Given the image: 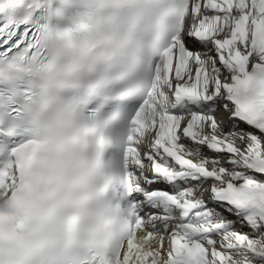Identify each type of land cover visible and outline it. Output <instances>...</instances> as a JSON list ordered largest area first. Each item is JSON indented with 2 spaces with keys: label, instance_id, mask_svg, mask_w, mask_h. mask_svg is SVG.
<instances>
[{
  "label": "bare ground",
  "instance_id": "6f19581e",
  "mask_svg": "<svg viewBox=\"0 0 264 264\" xmlns=\"http://www.w3.org/2000/svg\"><path fill=\"white\" fill-rule=\"evenodd\" d=\"M240 8L245 7V11H247L246 8L251 9V4L249 2V0H245L242 3H240L239 5ZM237 9H235L236 11ZM225 16H227V14H224ZM195 27L196 30L200 33L201 32V37L204 38L205 34L211 32L214 28H216V32L214 35H219L217 42L218 43H222L224 44V42H226L227 38L231 36V30L228 24H225L223 27L220 26V24H214V26L207 22L205 24H203V20L199 21L198 23H195ZM240 43H242V45L244 44V40H243V36L240 39ZM206 44V50L209 52V54L211 55L212 53H214V48L216 45H218L216 42L214 44V46H211V44H209L208 42L205 43ZM232 43H229V45H231ZM226 45V44H225ZM228 45V46H229ZM217 53L219 49V46H217ZM221 56V55H219ZM216 55V59H218V57ZM222 58V56H221ZM229 61V60H228ZM216 69H208V70H204L201 71L199 73V76L196 75H191L190 78H185L181 84L185 85V88H188L193 94H198V95H202V97L209 99V98H214L218 101H222L221 107H223V103L225 101V99L227 100V96L228 95H233V93L236 91L235 89L237 88V81L233 78V75L235 74L234 72H232L230 70V67H233L232 63L227 65V58H223L222 60H220V63L216 65ZM216 70L218 73H216ZM212 71V73H211ZM222 73H220V72ZM232 75V76H231ZM218 76V77H217ZM232 77V78H231ZM239 75H236V78H239ZM231 78V80H229ZM216 79V81H215ZM229 80V82H227ZM222 86H217L218 84ZM228 83V86L227 84ZM224 84V85H223ZM227 87H230V90H227ZM197 103V102H196ZM202 103V102H200ZM203 104V103H202ZM220 115V116H219ZM226 115V114H224ZM222 114H217L215 116H213L211 119L209 118L208 120H202L204 118H202L201 120H195L194 122H192V120H190L187 125H186V132L188 133L187 136H185V149H186V153L188 155H191L192 157H195L196 159H199L202 164L203 163H208L209 165L212 163L211 161V155L210 154V150L209 147L216 141V139H221V140H227V145H229V149L237 154V155H242V153L244 152L247 154H254L258 151L259 147L257 146H262V142H255L252 139H249L248 137L246 138V140L242 139L244 136L241 135L239 136L238 134H233L230 136H227V134H225L223 131V127H222ZM195 136L201 140H204V146H198L195 142H192V139ZM187 137V138H186ZM260 137V136H259ZM230 159L232 158H227L225 159H220V161L222 162H228ZM148 165V163H147ZM216 167L217 170L222 171L225 175L227 176H231L232 172L234 170L238 171V168L235 169L234 167H231L232 165L228 164L226 166H221L218 164H212ZM148 179H152L153 182H159V180L162 178V173L159 172H155V171H149L148 174ZM226 176V177H227ZM228 179V178H227ZM204 180V179H203ZM206 182L205 180L200 184V185H204ZM191 185V183L189 184ZM186 187L184 186L183 191H185ZM199 194V188H196L195 190H191L188 192V194L186 195V199L190 200L191 198H196L197 195ZM204 196V193L200 194V197ZM159 205L164 204V208H166V210L164 211L163 208H160L157 211V214L155 216H153V219H157L156 220V224L159 226V228L162 230V232L160 234H158V236L162 235H167L168 233L166 232L167 230L169 231L171 229L172 231V227L174 226V223H168L165 221V219L168 216L169 211H173L174 210V214H178L179 212V207L181 206V202H179V200H174L172 203H170L172 206H169L168 201L167 200H163L161 202L158 203ZM156 204V205H158ZM199 216V214H196V218ZM203 216V215H202ZM163 217V218H162ZM158 218H162V220H158ZM168 223V224H167ZM198 223L196 222L195 225H197ZM180 228V232L179 235H181L183 238H189L191 236H195L198 234V231L196 230L197 227L199 226H191L188 224H184V226H178ZM201 229V228H200ZM208 236V237H206ZM169 237V236H168ZM204 239H202L203 243H202V250L203 252H208L209 247L208 245H212V248H214L212 251L214 252V254L217 257H223L225 258L224 261L227 264L233 263V264H247L244 262H239L236 258H238V256H236L237 254L233 253L232 251H225L224 247L229 246L231 243L227 242V241H231V237L230 236H225V237H220L219 238V243H220V247L218 246H214V240L211 239V235H204ZM163 242V241H162ZM161 242V243H162ZM162 247L160 245H155L153 248V254H152V258L155 260V264H171V261L169 259H171L170 256L165 255V253L163 252V249L165 247L164 244H161ZM261 247V246H260ZM212 256V254H211ZM228 258V259H227ZM174 264H187L185 261L183 260H173ZM252 264V263H249Z\"/></svg>",
  "mask_w": 264,
  "mask_h": 264
}]
</instances>
